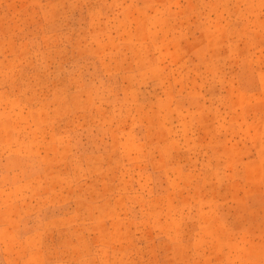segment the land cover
Segmentation results:
<instances>
[{
	"label": "rangeland",
	"instance_id": "rangeland-1",
	"mask_svg": "<svg viewBox=\"0 0 264 264\" xmlns=\"http://www.w3.org/2000/svg\"><path fill=\"white\" fill-rule=\"evenodd\" d=\"M0 264H264V0H0Z\"/></svg>",
	"mask_w": 264,
	"mask_h": 264
}]
</instances>
